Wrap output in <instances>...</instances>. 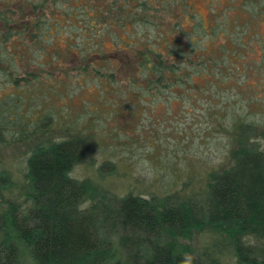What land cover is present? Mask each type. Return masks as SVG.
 Listing matches in <instances>:
<instances>
[{
  "label": "trees",
  "instance_id": "16d2710c",
  "mask_svg": "<svg viewBox=\"0 0 264 264\" xmlns=\"http://www.w3.org/2000/svg\"><path fill=\"white\" fill-rule=\"evenodd\" d=\"M210 9L206 20L191 0H0V143L38 138L18 197L0 200V264H182L202 233L192 264H264V120L226 97L264 73V0ZM90 83L95 111L94 98L75 110ZM138 111L173 123L166 156L211 135L225 158L168 160L150 195L75 174L82 164L116 172L137 142L109 120ZM12 185L1 171L0 194Z\"/></svg>",
  "mask_w": 264,
  "mask_h": 264
},
{
  "label": "rangeland",
  "instance_id": "374dc122",
  "mask_svg": "<svg viewBox=\"0 0 264 264\" xmlns=\"http://www.w3.org/2000/svg\"><path fill=\"white\" fill-rule=\"evenodd\" d=\"M191 1L194 8L203 18L206 20L210 19V0ZM258 30L260 31L258 34L262 35L264 33V27L259 28ZM261 35L260 37L257 35V40L252 43V46L256 48L252 55L249 54L253 61H256L259 58L262 59L263 57V50L261 47L263 44H261V40L259 39L261 38ZM248 37H255V34H250ZM107 44L108 46H111V42L107 41ZM239 84L241 85L231 87L230 91H228L229 93L226 94V97L230 99L228 100V104L241 112L249 113L250 116H252L251 118L264 120V73L254 72L251 74L248 81L246 80ZM87 87V89H83L78 93V96L75 98L77 99V102L72 103V107L75 110L86 111V107H82V103L91 98L94 99L90 102V109L94 110V108L97 107L92 102L96 100V93H98V90L94 83H90ZM63 103L64 102H62V104ZM67 107L68 109L70 108V106ZM67 107L64 106L62 108L63 110H67ZM105 109L107 108H99L98 106L99 111H104ZM153 115L155 117L163 116V108L161 107L153 112ZM115 120H120L124 126H128V129L126 128V130H128L130 135L136 139L137 143L135 146L137 149L135 150V153L129 156L128 159L125 155L120 156V166L118 167V170L114 173L107 174L106 177H103L102 173L99 171L93 170V168L90 169L86 164H82L75 170V174L77 175H91V178L98 183V186L113 193L123 194L128 191H134L150 195L152 191L155 190L154 186L151 185L152 181L156 180V184L161 181V172L169 168L166 164L168 160H170L169 164L171 165L175 162L176 165H174V167L184 169L186 156L188 159L193 157L195 159L198 158L199 165H203V162L207 161L202 159L208 160L215 158L216 154H220L221 157L225 158V155L227 154V151H225L226 147L224 145V140L222 138L224 136L222 135L224 133H221V131H223L222 129H218L214 132L221 136L222 143L218 144L216 138L211 135L197 137L195 144H191V148L181 150L178 154H175L176 157L174 158V154L166 156L167 149L162 146L166 144V141H169V139L176 138L175 135L170 132L172 130V122H167L165 120L150 122L149 119L144 118V114L141 113V111H138L131 116L128 112H124L114 119L111 117L108 129H111L113 126H119L115 123ZM111 121H113L112 124ZM149 122L155 126L153 129L154 132L152 131V127H149ZM98 130L101 131L100 128H98ZM126 130L124 131L126 132ZM168 131L172 136L171 138L170 134L167 135L169 133ZM52 134L53 133L50 135L52 136ZM95 136L100 135H97V132H95ZM145 136L149 141H147ZM180 138L182 139V136H180ZM35 141H38L37 137L34 139L29 138L26 141L20 142L0 143V172L6 171L9 173L11 182L13 183L12 186L3 188V191L0 194L1 203H5L7 198L18 197L19 186L25 181L24 172L26 170V156L29 154ZM260 142L262 143V146H264V139L260 138ZM167 144L171 145L170 142H167ZM200 156H204L205 158ZM173 158L174 161L172 160ZM214 161H217V159L212 160V162ZM198 170H202V168H198ZM205 185L206 184L204 183V186ZM209 239L210 236L207 233L196 234L188 241L190 242L193 251L188 252L187 256L191 258L194 257V255H197L199 249H202L203 245H205Z\"/></svg>",
  "mask_w": 264,
  "mask_h": 264
},
{
  "label": "clouds",
  "instance_id": "9594fccd",
  "mask_svg": "<svg viewBox=\"0 0 264 264\" xmlns=\"http://www.w3.org/2000/svg\"><path fill=\"white\" fill-rule=\"evenodd\" d=\"M182 264H192V261H191L190 258L185 257V258L182 260Z\"/></svg>",
  "mask_w": 264,
  "mask_h": 264
}]
</instances>
